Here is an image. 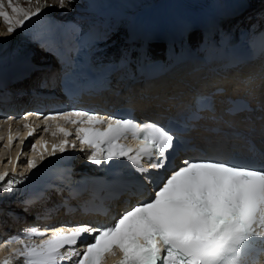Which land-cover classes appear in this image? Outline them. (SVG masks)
Returning <instances> with one entry per match:
<instances>
[{"label": "snow or ice", "instance_id": "obj_1", "mask_svg": "<svg viewBox=\"0 0 264 264\" xmlns=\"http://www.w3.org/2000/svg\"><path fill=\"white\" fill-rule=\"evenodd\" d=\"M58 2L60 8L71 4V0ZM41 12V6L25 9L14 0H0L5 35L23 29ZM43 118L81 125L76 128V140L92 150L87 157L90 162L100 165L102 161L125 158L136 171L144 174L147 183L139 185L143 198L107 225L82 224L68 231H54L39 244H26L23 238H15L21 248L15 249L14 255L23 257L25 264H60L64 260L72 264H104L107 256L117 257V252L119 256L112 264H264V165L184 159L179 166L169 169L167 154L174 148L175 138L164 127L79 110ZM105 123L106 127H97ZM57 131L65 138L52 145L49 156L57 151L64 153L69 146L75 147V142L69 144L71 133L67 129L58 127ZM34 133L35 129L29 128L21 139V151L24 141ZM129 136L138 141L135 149L121 143ZM14 139L8 136V146ZM40 147L47 150L46 142L40 143ZM31 149L36 151L37 144L33 143ZM145 157H157L149 167L167 174L153 175L142 167ZM44 159L40 154V160ZM10 162L15 173L19 153L16 161ZM27 167L31 170L37 165L28 160ZM0 182H4L0 183V192H11L23 181L4 172L0 173ZM34 234L36 229H30L28 236ZM86 235L92 239L84 243L82 253L76 251L74 246ZM66 246L68 251L61 254ZM0 264H11V260L5 258Z\"/></svg>", "mask_w": 264, "mask_h": 264}, {"label": "bare ground", "instance_id": "obj_2", "mask_svg": "<svg viewBox=\"0 0 264 264\" xmlns=\"http://www.w3.org/2000/svg\"><path fill=\"white\" fill-rule=\"evenodd\" d=\"M156 1L158 0H71V4L70 5L66 4L65 8L59 7L58 0H39V5L37 4V0H14V3L19 4L21 7H24L25 9H33V10L35 7L41 6L42 7L41 14H52L54 16H58L62 20H67V19L79 18L80 16H83V17L84 16H94L97 13V11H100L102 9H106L109 11H116L126 17L135 16L136 14L141 12L142 9L152 5ZM45 4L49 6L45 7L44 6ZM256 19L257 18H255L252 23H255ZM28 24L29 22L26 24V26ZM261 24L262 22L258 23V25H261ZM21 30L22 29H18L12 35H5L6 26L4 25L2 20H0V34H2L0 35V60L8 57L13 47V44L15 43V38L17 37L16 35H18V33H20ZM190 42L195 44L194 41H190ZM42 58L38 57V61H40ZM43 60H44L43 62L44 64H48V62L45 61V59ZM244 71H246L245 74H247L248 72H251L252 74L257 73V72L259 73V75L262 78L260 80L258 79V82L254 80L248 81L245 87H252L256 83H258L260 90L257 91V93H259L260 95H263L262 97H264V65L258 68L256 64L254 68H249L248 70L245 69ZM185 72H188V71L187 70L186 71L185 70L184 71L172 70L171 73H168L167 75L163 76L160 79H155L153 81L147 82V87H143L141 89H140V86L137 88H133L132 91L135 92L133 95V100H131L133 105H135V107L137 106L141 110V113L151 114L152 112H156L160 110L161 108L159 107L161 106H169L173 104L174 102H176V101H173V97L177 96V94H175V91L178 90L179 87L185 86L186 82L189 83V88H193L194 90H203L204 81L201 79L202 74L198 76L197 73H195L190 76L188 73L189 76L187 77ZM235 73H240V70H236ZM47 74L49 73L48 72L46 73L45 71L43 73V76ZM231 75H232L231 72H226L219 78H214V79L210 78V82H213V80H215V82L212 83L213 85L211 86V90L218 87V88H224L225 92H228V93L232 91L234 92L233 87L238 88L237 86L239 84H234L235 86L229 85L230 80H231L230 78ZM241 77H244L243 74ZM180 78H183V80L179 81ZM30 82L33 83L32 79L30 80ZM124 87L125 86L121 85L118 87V89L123 91ZM104 96H108V93H104ZM26 98L27 100L30 99L28 97ZM112 99H113V94L108 97V100L110 102L112 101ZM26 103H28V101L26 102L25 98L16 99L15 97L12 100V102L6 104V107L14 111V110H18L19 107L26 105ZM1 122L2 121H0V123ZM4 123L6 125V130L4 133L0 134V139L2 136H4V134H7V136H6L4 145H0V151L9 150L7 138L9 135H12L13 137L15 136V134L10 133L9 130L13 128L15 129L19 128L18 124L10 123L9 120L5 121ZM24 123L26 124L27 120H24ZM19 125L20 127H22L23 123ZM50 132L52 133L53 131L51 130ZM19 139H21V137H19ZM18 148L19 146L15 149L12 148L9 151L12 162H14L15 159L17 158ZM24 149H26V146H23V151L25 152L26 150ZM38 150L40 151L42 150V148L40 147L38 148ZM80 158H82V156ZM31 160L35 162L34 157H32ZM17 165L23 166L21 162H19ZM40 210H41L40 204L28 207L27 213L25 214L23 221L21 219H17L15 220V222H11L10 220H7V217H6V220L1 219L0 229L2 230V228H4L2 227V225H11L12 227H15L16 229L24 228L27 230V228L31 226V223L37 224L36 217L39 215ZM8 218L11 219V216H8Z\"/></svg>", "mask_w": 264, "mask_h": 264}, {"label": "rangeland", "instance_id": "obj_3", "mask_svg": "<svg viewBox=\"0 0 264 264\" xmlns=\"http://www.w3.org/2000/svg\"><path fill=\"white\" fill-rule=\"evenodd\" d=\"M0 35H2V34H0ZM34 77H35V75H34ZM28 82L30 81V79H28L27 80ZM26 81V82H27ZM37 82V80L35 81V83ZM23 85V84H22ZM26 87L25 88H23V90L24 91H26V88H27V86L28 85H25ZM22 90V91H23ZM23 91V92H24ZM24 93H26V92H24ZM23 119H21V118H18L17 120H15V124H21L23 121H22ZM5 121H2L1 123H0V134H2V133H4L5 132V130H6V125H5V123H4ZM17 143V142H16ZM30 148H31V146L29 147V146H26V151L25 152H28V151H30ZM4 151V150H3ZM2 152V151H1ZM20 156L23 158L24 157V153H22V154H20ZM23 163V162H22ZM19 166V165H18ZM4 226V225H3Z\"/></svg>", "mask_w": 264, "mask_h": 264}]
</instances>
